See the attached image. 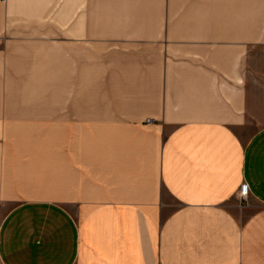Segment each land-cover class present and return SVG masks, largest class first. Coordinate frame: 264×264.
Returning a JSON list of instances; mask_svg holds the SVG:
<instances>
[{
    "label": "crops",
    "instance_id": "crops-1",
    "mask_svg": "<svg viewBox=\"0 0 264 264\" xmlns=\"http://www.w3.org/2000/svg\"><path fill=\"white\" fill-rule=\"evenodd\" d=\"M144 2L63 59L0 6V264H264V0Z\"/></svg>",
    "mask_w": 264,
    "mask_h": 264
},
{
    "label": "rangeland",
    "instance_id": "rangeland-1",
    "mask_svg": "<svg viewBox=\"0 0 264 264\" xmlns=\"http://www.w3.org/2000/svg\"><path fill=\"white\" fill-rule=\"evenodd\" d=\"M0 6L11 38L57 42L59 59L65 56L67 38L78 37L76 29L134 25L135 16L146 9L144 0H0ZM257 111L264 119V111Z\"/></svg>",
    "mask_w": 264,
    "mask_h": 264
},
{
    "label": "built area",
    "instance_id": "built-area-1",
    "mask_svg": "<svg viewBox=\"0 0 264 264\" xmlns=\"http://www.w3.org/2000/svg\"><path fill=\"white\" fill-rule=\"evenodd\" d=\"M240 195L241 197L244 199H246L249 195V186L248 184H242L241 188H240Z\"/></svg>",
    "mask_w": 264,
    "mask_h": 264
}]
</instances>
